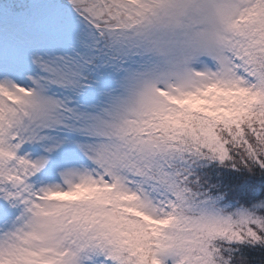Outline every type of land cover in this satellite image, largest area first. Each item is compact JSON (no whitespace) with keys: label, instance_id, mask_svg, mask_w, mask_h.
<instances>
[{"label":"snow or ice","instance_id":"1","mask_svg":"<svg viewBox=\"0 0 264 264\" xmlns=\"http://www.w3.org/2000/svg\"><path fill=\"white\" fill-rule=\"evenodd\" d=\"M0 264H264V0H0Z\"/></svg>","mask_w":264,"mask_h":264}]
</instances>
